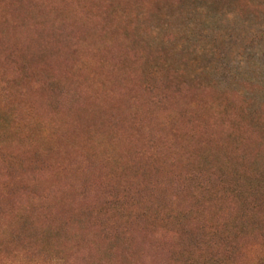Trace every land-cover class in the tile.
Here are the masks:
<instances>
[{
	"label": "rangeland",
	"instance_id": "374dc122",
	"mask_svg": "<svg viewBox=\"0 0 264 264\" xmlns=\"http://www.w3.org/2000/svg\"><path fill=\"white\" fill-rule=\"evenodd\" d=\"M0 264H264V0H0Z\"/></svg>",
	"mask_w": 264,
	"mask_h": 264
}]
</instances>
